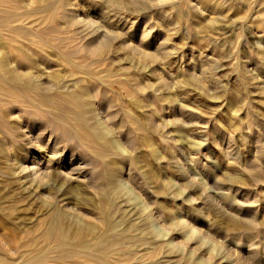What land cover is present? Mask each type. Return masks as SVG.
<instances>
[{
  "label": "rangeland",
  "instance_id": "obj_1",
  "mask_svg": "<svg viewBox=\"0 0 264 264\" xmlns=\"http://www.w3.org/2000/svg\"><path fill=\"white\" fill-rule=\"evenodd\" d=\"M0 264H264V0H0Z\"/></svg>",
  "mask_w": 264,
  "mask_h": 264
},
{
  "label": "bare ground",
  "instance_id": "obj_2",
  "mask_svg": "<svg viewBox=\"0 0 264 264\" xmlns=\"http://www.w3.org/2000/svg\"><path fill=\"white\" fill-rule=\"evenodd\" d=\"M36 161H38V162H39V160H37V159H36ZM79 200H80V199H79ZM79 226H80V225H79ZM67 230H68V229H67ZM69 230H70V229H69ZM77 231H78V230H77ZM79 232H80V231H79ZM68 235H69V234H68ZM81 235H82V234H81ZM68 237H69V236H68Z\"/></svg>",
  "mask_w": 264,
  "mask_h": 264
}]
</instances>
